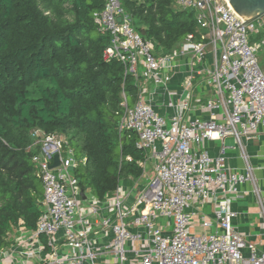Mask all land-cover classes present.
Masks as SVG:
<instances>
[{
	"label": "built area",
	"instance_id": "1",
	"mask_svg": "<svg viewBox=\"0 0 264 264\" xmlns=\"http://www.w3.org/2000/svg\"><path fill=\"white\" fill-rule=\"evenodd\" d=\"M176 6L194 10L197 30L168 51L136 30L121 0H105L95 13L98 30L111 35L104 59H117L136 79L137 98L130 105L124 94L119 126L147 151L142 175L132 189L122 180L104 200L86 192L84 199L74 170L86 157L63 135L34 129L42 214L35 231L0 250L4 264L13 256L20 264H264V243L241 230L239 208L252 197L264 222V168L249 153L264 131V37L251 42L250 34L264 24L246 22L228 0ZM233 151L242 167L231 164ZM55 155L59 165L51 167ZM99 228L108 237L102 245L93 238ZM40 234L48 238L46 259Z\"/></svg>",
	"mask_w": 264,
	"mask_h": 264
},
{
	"label": "trees",
	"instance_id": "2",
	"mask_svg": "<svg viewBox=\"0 0 264 264\" xmlns=\"http://www.w3.org/2000/svg\"><path fill=\"white\" fill-rule=\"evenodd\" d=\"M177 0H121L136 30L171 50L197 30L195 12ZM105 0H0V250L18 226L37 229L43 186L33 162L34 129L59 133L85 163L75 168L84 192L100 200L143 173L147 151L120 130L124 94L133 105L136 79L95 23ZM179 8V7H178ZM261 40L264 29L259 32ZM40 241L50 251L48 238Z\"/></svg>",
	"mask_w": 264,
	"mask_h": 264
},
{
	"label": "crops",
	"instance_id": "3",
	"mask_svg": "<svg viewBox=\"0 0 264 264\" xmlns=\"http://www.w3.org/2000/svg\"><path fill=\"white\" fill-rule=\"evenodd\" d=\"M260 20L264 24V15L260 17ZM177 82H179V78H176L174 81V86L177 85ZM216 148L214 147L213 150ZM249 153L252 155L251 163L254 165L262 166L264 168V131L259 132L257 138L255 141L251 142L249 144ZM229 155L232 157L230 160L231 164L234 166H239L242 167V162L240 159H237L238 152L233 151L230 152ZM259 175L262 177L261 178V186L264 190V169L259 172ZM134 180L131 182H128V188L132 189L134 187ZM142 182V181H141ZM136 192V191H135ZM130 195L129 198H127V203L131 204L135 196L137 194ZM127 195V194H126ZM85 199V198H84ZM239 208L243 211L244 215L242 217V222H241V230H243L249 237L250 240L254 241L257 244H263L264 243V222L263 218L259 214V207L256 205V202L253 200L252 197H248L247 200L244 202H241L239 204ZM94 233L93 238L96 240L98 245H102L103 243L108 241V237L104 234L103 230L99 228V230ZM29 235V231H27L24 227L18 226L13 228L9 234V240L11 241L12 244H18L19 239H22V235ZM58 250L61 253H66L68 251V248L65 245H60L58 247ZM50 256V251L48 250H43L41 252V258L46 259ZM15 256H13L14 260ZM21 258L16 256V260H11L10 258L5 259V264H20ZM3 258L0 256V264H4L2 261ZM101 262H105V259H101Z\"/></svg>",
	"mask_w": 264,
	"mask_h": 264
},
{
	"label": "water",
	"instance_id": "4",
	"mask_svg": "<svg viewBox=\"0 0 264 264\" xmlns=\"http://www.w3.org/2000/svg\"><path fill=\"white\" fill-rule=\"evenodd\" d=\"M232 8L238 13L246 22L256 20L264 15V0H228ZM132 131V130H131ZM59 165L58 155L54 156V163L51 167ZM83 198L86 194L82 191Z\"/></svg>",
	"mask_w": 264,
	"mask_h": 264
},
{
	"label": "rangeland",
	"instance_id": "5",
	"mask_svg": "<svg viewBox=\"0 0 264 264\" xmlns=\"http://www.w3.org/2000/svg\"><path fill=\"white\" fill-rule=\"evenodd\" d=\"M177 9H180L178 7H176ZM250 41L251 42H261V38H260V35L259 33H254V34H250ZM258 56H259V59H260V65L262 67V69L264 70V44L262 45L261 49L259 50L258 52Z\"/></svg>",
	"mask_w": 264,
	"mask_h": 264
}]
</instances>
